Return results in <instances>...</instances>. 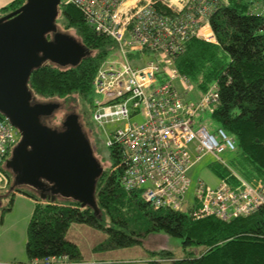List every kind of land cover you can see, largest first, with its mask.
<instances>
[{
	"label": "trees",
	"instance_id": "1",
	"mask_svg": "<svg viewBox=\"0 0 264 264\" xmlns=\"http://www.w3.org/2000/svg\"><path fill=\"white\" fill-rule=\"evenodd\" d=\"M25 2L14 0L2 9V15ZM59 17L64 19L63 29L57 24ZM57 19L58 31L68 36L73 31L70 37L88 52L75 67L42 64L32 71L28 89L37 102L66 101L77 96L78 103L92 107V81L116 45L95 33L72 6L60 5ZM209 24L217 43L190 40L174 65L201 94L212 83L217 84L219 102L212 119L235 140L237 150L227 167L216 162L210 169L218 178L235 173L248 182L264 180V17L251 14L243 0H221ZM47 37L50 39V35ZM79 112L83 134L97 160L99 137ZM53 118L42 122H53ZM52 127L61 129L59 125ZM121 158L120 150L110 147L109 167L103 168L95 181L96 212L88 206L81 208L71 199L58 197L51 202L29 188L15 187L12 172L4 167L9 189L0 198H10L7 210H12L17 194L34 202L26 229L28 261L67 257L71 264H79V250L65 235L72 224H82L106 233L100 245L104 250L142 245L148 237L163 234L180 239L188 253L184 259L174 260L167 249L152 251L149 253L157 261L147 264L164 260H173L172 264H264V209L229 222L214 217L195 219L182 211H155L143 201L141 192L122 188ZM196 248L201 251L198 255L191 252Z\"/></svg>",
	"mask_w": 264,
	"mask_h": 264
},
{
	"label": "built area",
	"instance_id": "2",
	"mask_svg": "<svg viewBox=\"0 0 264 264\" xmlns=\"http://www.w3.org/2000/svg\"><path fill=\"white\" fill-rule=\"evenodd\" d=\"M221 0H61L76 8L85 22L116 48L102 62L92 81V91L103 97L95 102L93 121L103 127L123 123L106 145L120 150L122 188L141 192L153 210L188 212L195 219L214 217L224 222L248 217L264 209V180L248 182L219 178L216 188L199 181L191 203L185 201L190 185L188 171L203 156L235 153L236 142L219 128L210 133L194 129V117L219 102L217 84L193 102L195 88L175 68L174 61L192 39L216 44L209 19ZM257 15V14H256ZM257 16H262L258 14ZM140 116V123L131 118ZM20 140L10 121L0 119V188H7L4 171ZM224 167L227 163L217 158ZM234 179V180H233ZM0 264H71L67 257Z\"/></svg>",
	"mask_w": 264,
	"mask_h": 264
},
{
	"label": "water",
	"instance_id": "3",
	"mask_svg": "<svg viewBox=\"0 0 264 264\" xmlns=\"http://www.w3.org/2000/svg\"><path fill=\"white\" fill-rule=\"evenodd\" d=\"M60 5L61 0H26L0 16V114L20 135L5 168L12 172L15 187L29 188L51 202L71 199L96 212L95 181L103 168L79 117L65 116L60 130L49 127L42 120L51 118L60 105L35 101L27 85L42 64L75 67L88 52L58 31Z\"/></svg>",
	"mask_w": 264,
	"mask_h": 264
},
{
	"label": "rangeland",
	"instance_id": "4",
	"mask_svg": "<svg viewBox=\"0 0 264 264\" xmlns=\"http://www.w3.org/2000/svg\"><path fill=\"white\" fill-rule=\"evenodd\" d=\"M11 1L13 0H0V8H2V6H7ZM243 1L247 3L248 10L251 14H262L264 17V0ZM57 24L61 25L63 29V17L57 19ZM71 34L73 35L74 32L70 31L69 35L71 36ZM109 60L119 61V57L114 54L109 55ZM213 84L214 83L210 86ZM200 95L201 93L195 89L188 94L193 102L198 101ZM72 99L66 101L61 99L42 102L60 105L59 109L54 112V121L48 122V126L53 128L52 126L59 125L60 127L65 116L69 114L78 116L80 113L79 110L82 111L84 121L90 124V127H92L99 137L96 145L97 152H95L97 161L102 165V168L105 169L109 167L110 147L106 145V142L108 138H111L113 132L118 127L122 126L123 123H108L101 128L93 121V106L95 102L103 101V97L93 91L91 94L92 107L87 104L78 103L77 96H75L73 100ZM193 120L194 129L203 126L208 132L216 134L217 130L221 128L219 124L212 119L208 110L199 113ZM141 121L142 118L140 116L131 118L132 123H140ZM217 156V158L229 163L234 157V153L224 152ZM217 158L212 155L203 156L201 160L188 171L190 185L185 194L186 202L191 203L193 201L195 188L199 181L211 188H216L219 185V178L210 169V166L216 163ZM8 189L0 188V197H2V194L5 195ZM0 203V261L27 262L28 260L25 254L26 229L33 214L34 202L26 196L17 194L12 210H7L10 208L9 197L4 196L0 198ZM106 237L104 231L82 224H72L65 235V238L74 243L79 250L81 257L79 264H147L149 261H157L149 252H158L163 250L162 248L172 252L174 260L184 259L188 254L183 250L180 239L167 237L163 234L148 237L142 245L115 250H104L100 248V245L105 241ZM155 237L159 238L156 239ZM191 252L195 255L201 253L198 248L193 249ZM94 254L96 256H94ZM172 262L173 260H164L160 261L159 264H172Z\"/></svg>",
	"mask_w": 264,
	"mask_h": 264
},
{
	"label": "crops",
	"instance_id": "5",
	"mask_svg": "<svg viewBox=\"0 0 264 264\" xmlns=\"http://www.w3.org/2000/svg\"><path fill=\"white\" fill-rule=\"evenodd\" d=\"M13 1H14V0H13ZM13 1H11L10 3H12ZM10 3H9V4H10ZM9 4H8V5H9ZM8 5H7V6H8ZM5 7H6V6H4V7L2 6V8H0V15H2V9L5 8ZM155 238L158 239L159 237H155ZM162 249H165V248H162ZM94 256H96V255L94 254Z\"/></svg>",
	"mask_w": 264,
	"mask_h": 264
},
{
	"label": "flooded vegetation",
	"instance_id": "6",
	"mask_svg": "<svg viewBox=\"0 0 264 264\" xmlns=\"http://www.w3.org/2000/svg\"><path fill=\"white\" fill-rule=\"evenodd\" d=\"M48 122H50V121H47V124H48Z\"/></svg>",
	"mask_w": 264,
	"mask_h": 264
}]
</instances>
